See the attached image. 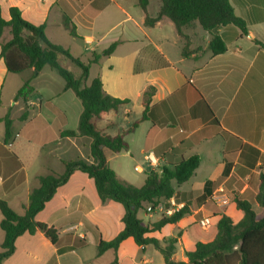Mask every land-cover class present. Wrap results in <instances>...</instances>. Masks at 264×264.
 <instances>
[{"label":"crops","instance_id":"crops-1","mask_svg":"<svg viewBox=\"0 0 264 264\" xmlns=\"http://www.w3.org/2000/svg\"><path fill=\"white\" fill-rule=\"evenodd\" d=\"M230 2L246 21L247 35L234 26L210 33L195 22L183 28L181 37L167 17L153 27L146 26V14L137 0H0L5 20L9 19L10 8H18L24 20L44 25L50 42L84 64L117 44L111 55L102 56L89 69L88 83L98 76L106 94L129 100L118 112L104 113L95 120L108 134L122 133L141 119L145 112L144 92L155 89L147 120L125 136L128 150L120 154L107 149L105 152L118 178L129 184L131 176L124 168V159L133 162L144 184L151 171L174 166L195 155L200 158L194 175L182 185L174 184L173 198L162 202L154 212L144 204L140 211L147 220L138 212V218L145 223L157 222L163 215L170 216L200 198L208 189L207 201H212L208 206L192 203L190 213L180 222L148 235L163 244L165 239L180 234L174 256L177 261H187L185 253L194 250L202 234L216 233L215 211L230 216L232 208L239 221L242 215H237L234 198L253 206L264 175V49L255 42L264 44V0ZM152 4L150 0L147 14L156 18L162 4L160 0ZM66 17L74 23L77 37L65 27ZM58 27L67 38H59L55 32ZM213 35L222 38L225 53H211ZM10 39V31L5 30L1 42ZM186 41L190 55L183 57ZM60 62L75 76H81L78 67L75 70L68 66L74 65L70 60L63 58ZM33 74V70L11 74L0 58V199L19 215L28 207L29 195L39 187L40 177L62 174L67 161L81 158L92 162L89 138L61 136L65 131L78 130L81 101L73 98L71 90H65V81L49 66ZM27 80L32 92L17 99ZM25 112L28 116L22 120ZM6 116L13 127L8 142L2 121ZM149 154L155 157V166L150 165ZM157 214L160 216L153 220ZM123 216L121 204L103 202L94 180L76 171L36 217L37 222L57 230L58 243L52 244L41 231L21 243L23 235L16 241L14 254L3 264H164L155 261L152 245L141 247L132 239L125 240L118 251L99 255L100 242L113 240L124 229ZM2 218L0 212V222ZM205 219L213 225L203 229L201 222ZM0 232L1 252L4 232ZM67 247L72 250L63 251Z\"/></svg>","mask_w":264,"mask_h":264},{"label":"trees","instance_id":"trees-1","mask_svg":"<svg viewBox=\"0 0 264 264\" xmlns=\"http://www.w3.org/2000/svg\"><path fill=\"white\" fill-rule=\"evenodd\" d=\"M160 1L162 5L159 15L156 18H150L147 14L150 0H137V5L146 14V26L153 27L162 17H167L173 22L181 37H183V28L191 27L195 22L204 31L210 33L219 28L234 26L242 34H248L246 21L236 14L230 0ZM64 23L70 35L77 37L76 27L71 19L66 17ZM5 30L10 31L11 39L2 43L1 38ZM255 42L264 49L263 43L257 40ZM116 45V43L112 44L101 55H96L89 64H84L64 48L50 42L44 25L35 26L24 20L18 8H10L9 19L5 20L0 5V58L3 59L7 71L11 74H21L27 70H33V76H36L45 66L57 71L65 81V90H71L83 106L78 130L65 131L61 133V136L89 138V157L92 159L91 163L81 158L64 162L62 174L40 177V185L30 193L29 205L23 215H19L6 201L0 199V212L3 216L0 228L4 232L0 264L14 254L17 239L25 234L33 236L41 231L52 244L58 243L57 230L37 222L36 217L53 199L57 190L67 184L76 171L94 180L98 196L103 202L111 200L124 208L122 219L124 229L113 240L100 242L99 255L108 250L118 251L125 240L132 239L141 247L152 245L162 255L164 264H264V175L260 177L259 192L255 198V205L263 212L262 217H258L248 201L235 197L233 202L236 211L242 215L241 219L235 221L232 217L215 211V216H218L216 233L207 236L202 234L196 240L194 250L185 253L186 262L177 261L174 257L178 236L165 239L163 244L156 238L148 237L150 234L161 232L167 225L180 222L190 213L189 206L196 203L197 206H208L212 201H207L209 196L207 189L200 198L188 203L189 205H184L170 216L163 215L157 222L145 223L138 218V212L144 208V204H148L151 212H154L162 202L173 198L176 195L174 184L182 185L187 182L199 167L200 158L195 155L181 160L174 166H164L160 171H151L141 187L123 182L118 178L109 164L105 150L113 154L128 150L125 136L134 131L141 122L147 120V110L155 89L151 87L144 92L145 112L142 118L128 130L112 136L96 125L95 120L100 119L104 113L118 112L123 105L129 103V100H121L106 94L98 76L88 83L90 64L97 62L102 56L111 55ZM209 50L213 55L225 53L226 45L220 36H212ZM182 55L183 57L190 55L187 41ZM63 58L70 60L81 70L80 77L75 76L61 64L60 61ZM32 90L30 80H27L19 89L16 98H26ZM27 116L28 113L25 112L21 119L25 120ZM2 121L5 123V142H8L13 135L12 120L6 116ZM69 250H72V247L63 249V251Z\"/></svg>","mask_w":264,"mask_h":264},{"label":"rangeland","instance_id":"rangeland-1","mask_svg":"<svg viewBox=\"0 0 264 264\" xmlns=\"http://www.w3.org/2000/svg\"><path fill=\"white\" fill-rule=\"evenodd\" d=\"M155 1H159V0H153V4L152 5H155ZM55 32H56V34L59 36V38H60V36H62V35H64V37H68L67 36V34L64 32V30L61 28V27H58V28H56L55 29ZM70 68H74L75 70H76V66H74V65H68ZM78 69V68H77ZM57 77L59 78V79H63L58 73H57ZM89 82H90V80H89ZM71 95L73 96V98L76 100V101H78L79 102V100H78V98H76V96L74 95V94H72L71 93ZM122 163L124 164V168H126V170L128 171V173H129V175L131 176V184H133V185H135V186H142L143 185V183L141 182L142 181V175H140V174H138L136 171H135V169H134V166H133V162L130 160V159H124V162L122 161ZM112 164H113V166H115V168H117L116 166V162L115 161H113L112 162ZM118 170V169H117ZM253 209L258 213L259 211H260V215H258V217L260 218L261 217V215H262V210L261 209H259L255 204H253ZM233 209L231 208V209H229V211H228V214L235 220V221H238V218H237V216H235L234 215V213H233V211H232ZM237 215H239L240 217H241V214H239V213H237ZM139 216L141 217V218H143V219H146V217H145V215H144V213H143V211H140L139 212ZM158 216H160V214H157L155 217H154V219L153 220H156L157 219V217ZM147 220V219H146ZM209 221H210V223L213 225V223L211 222V220L209 219ZM1 231V230H0ZM1 233V232H0ZM168 233V232H167ZM178 236V238L180 237V234L179 235H177ZM27 239H32V236H30V235H24V237L21 239V243H27ZM29 243V242H28ZM179 249V254L181 253L180 252V248H178ZM150 251H151V253H152V255H153V257H154V259H155V261L156 262H159V263H164L163 262V257H162V255L153 247V246H150Z\"/></svg>","mask_w":264,"mask_h":264},{"label":"built area","instance_id":"built-area-1","mask_svg":"<svg viewBox=\"0 0 264 264\" xmlns=\"http://www.w3.org/2000/svg\"><path fill=\"white\" fill-rule=\"evenodd\" d=\"M147 159H148V161H149V163H150L151 166H155L156 165L157 162H156V159H155L154 156H152V155L149 154L148 157H147ZM217 201H218V199H217ZM201 226H202L203 229L208 228L210 226L209 219L203 220L201 222Z\"/></svg>","mask_w":264,"mask_h":264}]
</instances>
